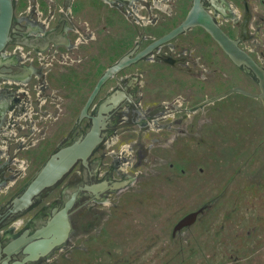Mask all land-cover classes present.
Segmentation results:
<instances>
[{"label":"flooded vegetation","instance_id":"obj_1","mask_svg":"<svg viewBox=\"0 0 264 264\" xmlns=\"http://www.w3.org/2000/svg\"><path fill=\"white\" fill-rule=\"evenodd\" d=\"M201 2L264 68V0ZM191 5L192 0H14L10 38L0 50V264H18L30 236L73 195L69 238L96 204L113 191L129 189L140 176L135 168L147 146L160 141L156 132L165 131L161 138L168 144L187 145L188 115L203 111L201 102L222 92L201 95L206 83L239 77L247 88L235 86L259 92L253 74L237 67L204 27L192 25L111 73L79 118L106 69L168 33ZM189 81L196 82L195 92ZM250 97L262 107L258 146L264 150V109L260 98ZM100 108H105L102 139L87 164L76 161L27 207L14 211V197L36 170L53 151L84 133ZM126 179L124 186L106 187L99 196L90 189ZM56 249L61 246L50 255Z\"/></svg>","mask_w":264,"mask_h":264},{"label":"rangeland","instance_id":"obj_2","mask_svg":"<svg viewBox=\"0 0 264 264\" xmlns=\"http://www.w3.org/2000/svg\"><path fill=\"white\" fill-rule=\"evenodd\" d=\"M240 79L206 83L201 95L246 89ZM189 86L197 89L195 81ZM187 121V145L184 139L168 144L165 131L156 132L160 141L147 146L137 181L83 215L41 264H264L259 101L232 92ZM192 211L196 222L175 229Z\"/></svg>","mask_w":264,"mask_h":264},{"label":"water","instance_id":"obj_3","mask_svg":"<svg viewBox=\"0 0 264 264\" xmlns=\"http://www.w3.org/2000/svg\"><path fill=\"white\" fill-rule=\"evenodd\" d=\"M13 12L14 0H0V50L4 48L6 42L10 38V26L13 20ZM192 25H200L204 27L237 67H241L245 72L253 74L259 87V92L253 93L240 86H233L217 95L206 98L201 104L211 103L232 92H240L260 98L264 109V68L239 47L236 39H231L220 28V26L214 22L211 15L204 9V7H202L201 0H192L191 8L181 23L172 28L168 33L153 41L136 55L132 57L124 55L116 63L110 65L106 69L82 108L79 118L86 114L88 103L94 96L100 84L111 73L128 64L130 61L137 59L156 44L170 39ZM103 110H105V108H100L97 114L91 117V126L88 127L84 133L77 135L68 143L60 146L47 157L44 163L22 187L19 194L14 197V211L27 207L31 203L32 198L40 190L58 181L66 172H68L76 161L81 160L83 164H87L88 156L93 152L102 139L101 130L105 123V115L102 114ZM127 182L128 179L121 181L117 180L111 182V185H108L107 181H102L93 184L90 189L95 196H99L100 191H103L106 187L119 188L120 186H124ZM74 199L73 195L61 208L56 209L52 216L48 217L45 224L38 231H35L30 236L32 240L27 242L24 246V256L21 261L16 263L23 264L25 262L35 261L40 257H47L55 248L60 247L69 239L71 232L69 209L72 206ZM196 217V211L187 213L177 221L175 229L192 223Z\"/></svg>","mask_w":264,"mask_h":264},{"label":"trees","instance_id":"obj_4","mask_svg":"<svg viewBox=\"0 0 264 264\" xmlns=\"http://www.w3.org/2000/svg\"><path fill=\"white\" fill-rule=\"evenodd\" d=\"M205 211H206V210H205ZM203 213H204V212H203ZM198 218H199V216H197V217L195 218V220H197ZM195 220H194V221H195ZM195 222H196V221H195Z\"/></svg>","mask_w":264,"mask_h":264}]
</instances>
